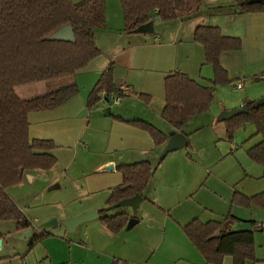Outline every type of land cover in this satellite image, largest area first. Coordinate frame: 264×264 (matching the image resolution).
I'll list each match as a JSON object with an SVG mask.
<instances>
[{
	"label": "crops",
	"instance_id": "1",
	"mask_svg": "<svg viewBox=\"0 0 264 264\" xmlns=\"http://www.w3.org/2000/svg\"><path fill=\"white\" fill-rule=\"evenodd\" d=\"M202 3L200 11L189 19L164 21L155 18L152 34H126L121 0H106L107 24L95 31L96 44L102 53L78 71L79 93L85 90L89 94L102 73L113 64V81L117 89L128 85L133 90L126 94L129 98L125 109L129 110V105L138 101L136 105L142 111L114 115L112 121L116 124H113L114 131L110 135L120 140L125 149H117L114 156L105 157L99 166L113 165V171H117L119 165L140 160L157 165L169 139L179 132L186 135L191 148L186 146L184 150L180 149L182 152H171L158 166L149 187L142 194L143 201L138 207H143L142 214L124 208L131 217L138 219L133 228L111 232L101 222L100 210L94 208L98 211V218L83 223L85 226L80 224L76 229L79 232L77 239L66 238L73 242L72 245L54 246V243L48 244L49 238L42 240L45 243L43 264H208L183 230L193 219L223 221L232 214L239 220L251 221L255 244V232L264 231V208L257 205L246 208L232 203L236 191L247 196L264 192V166L253 161L248 154L262 136L257 134L255 126L245 139L249 145L238 150L241 145L228 139L226 124L219 120L223 111L239 108L247 104V100L264 97V11L235 13V0H202ZM156 21L160 25L159 32ZM199 25L219 27L224 36L239 38L241 48L221 55V63L231 81L217 85L210 107L213 117L199 122L196 115L180 131L162 116L166 104L165 78L179 70L203 85H211L209 80L214 78V68L205 65L204 46L194 40ZM239 83L242 87L236 88ZM229 85L232 90H228ZM140 94L151 96L146 106L138 104ZM85 104L83 102L81 107L87 109ZM81 115L87 114L83 111ZM115 117L150 122L166 134L167 140L156 145L148 131ZM127 148L129 152L123 151ZM225 159L226 162L219 167L217 163ZM32 172L27 174L32 176ZM119 180L121 184L123 175ZM91 208H83L77 215ZM50 233L55 238H65L64 234ZM2 239L1 251L4 252Z\"/></svg>",
	"mask_w": 264,
	"mask_h": 264
},
{
	"label": "trees",
	"instance_id": "2",
	"mask_svg": "<svg viewBox=\"0 0 264 264\" xmlns=\"http://www.w3.org/2000/svg\"><path fill=\"white\" fill-rule=\"evenodd\" d=\"M249 1L235 0V13L264 11V3ZM121 4L126 34L138 33L140 26L154 22L155 18L164 21L189 19L203 5L202 0H121ZM67 24L73 25L74 42L50 38ZM106 24V0H0V221L13 220L18 230L34 228V225L7 189L20 183L27 173L50 169L57 162L51 152L56 148L52 139H31L29 113L55 109L79 93L76 75L101 55L95 31ZM194 40L204 46L205 65L213 66L214 78L209 80L211 85H203L179 70L166 76V104L162 116L180 131L194 116L210 109L217 85L231 81L221 63V55L241 48L239 38L224 36L217 26L199 25ZM62 78L71 80L31 99H22L16 91L18 86ZM115 91L113 64H110L91 90L87 108H93L103 93ZM139 96L151 101L150 95ZM256 101L247 100V113L223 122L229 140L234 138L240 126L246 123L256 125L262 140L251 147L248 154L253 161L264 166V104L255 107ZM115 118L148 131L156 145L167 140L166 134L150 122ZM187 147L191 148L190 141ZM163 160L161 158L157 165L148 160L119 165L117 170L123 175V182L112 189L108 204L112 206L137 193L143 194ZM232 203L246 208L253 205L264 208V192L247 196L236 191ZM107 212L106 208L99 211L100 220L113 233L123 230L131 218L126 211ZM238 221L232 214L223 221L203 222L195 218L183 230L208 264H221L227 255L232 256L233 264H245L256 258L254 234L233 231L232 227ZM49 235L48 231L35 233L30 247Z\"/></svg>",
	"mask_w": 264,
	"mask_h": 264
},
{
	"label": "rangeland",
	"instance_id": "3",
	"mask_svg": "<svg viewBox=\"0 0 264 264\" xmlns=\"http://www.w3.org/2000/svg\"><path fill=\"white\" fill-rule=\"evenodd\" d=\"M156 26L157 32H159L158 21H156ZM70 80V78H62L54 82L41 81L18 86L16 91L22 99H31L57 89L69 83ZM229 89H233L231 85L228 86ZM235 91L241 92L236 89ZM89 94L82 90L76 97L74 96L59 108L48 112L36 111L29 114L31 139H52L56 148L51 152L56 156L57 162L50 169L34 170L32 176L26 174L20 183L7 189L10 197L14 199L33 225L35 220L34 228L37 235L45 231L41 227L43 222L53 217L60 221L58 227L47 229L54 234H64V239L55 238L53 235L46 237L50 240L48 244L54 243V246L72 245L73 242L67 241L66 238L75 240L79 237L78 231L70 233L67 227L61 223L66 219L65 217H72L75 214L77 216L79 211L89 206L92 207L91 209L98 208L99 210L110 207L108 199L112 189L121 182L119 178L122 179V174L118 170H105L107 166L100 167L99 165L105 157H112L116 154L117 149L124 148L120 140L112 138L110 135V132L114 131L113 124H116L112 120L116 113L138 112L141 109L139 105H136L138 101H133L129 105V110H126L124 106L129 97L124 95L118 103L114 101L106 103L100 100L93 108H87V115H81L86 109V107H81V104L83 102L86 103L85 105L88 104ZM139 100L138 104H142L141 106H146V103H149L140 96ZM106 108L112 109V112L106 113ZM95 110H98L99 113H96ZM211 115L213 117V113L209 109L205 113L198 114L196 120L206 122ZM255 126L254 123H246L236 130L233 142L241 145L238 150L240 148L244 150L249 145L245 139L252 133ZM123 151L129 152L130 149L127 148ZM163 152L160 158H162ZM226 160L219 164L220 160L217 165L221 167ZM124 208L126 207L113 209L107 213L115 214L124 211ZM142 212L143 207L138 208L136 214L140 215ZM18 231L22 230L17 229L15 221L0 222V233L4 238L5 245L4 252L0 250V264H43V244L45 243L42 240H37L34 246L30 247L33 238H24L22 236L25 232L17 234ZM255 239L257 244H255V250L257 248L258 251L255 253L256 258L249 259L246 263L264 264V231H256ZM222 264H232V256H225Z\"/></svg>",
	"mask_w": 264,
	"mask_h": 264
},
{
	"label": "water",
	"instance_id": "4",
	"mask_svg": "<svg viewBox=\"0 0 264 264\" xmlns=\"http://www.w3.org/2000/svg\"><path fill=\"white\" fill-rule=\"evenodd\" d=\"M249 2L250 3H264V0H250ZM153 31H154V23L153 22H150L148 24L140 26L137 30L138 33H153ZM50 38L56 39V40H67V41L74 42L76 40V35H75L73 25L67 24V25L59 28L56 32H54L51 35ZM262 104H264V97L258 99L255 102L254 106L258 107ZM248 111H249V105L243 104L239 108L223 111L219 116V120L225 121V120L231 119L237 115L247 113ZM87 112H88V109H85L84 114H87ZM106 112L109 113L110 108L106 109ZM187 144H188V139L184 133L179 132V133L173 134L171 136V138L169 139V142H168V144H167V146L163 152L162 158H165L169 153H171L173 151H177V150L185 148L187 146ZM105 170H114V166L108 165L107 167H105ZM142 201H143V195L140 193H137L132 197L125 198V199L119 201L118 203L110 206L107 210L110 211V210L121 208V207H129L133 210L134 213H136L138 211V207ZM96 218H98V211L95 209H91V210L84 212L80 215H77L73 218L65 219V220L61 221V223H63L67 227L68 232L72 233V232L76 231L77 227L80 224L94 220ZM137 223H138V219L135 217H131L127 226H126V229L129 230V229L133 228ZM59 224H60V221L57 218L53 217V218H50L47 221L43 222L41 227L44 230H47L49 228H56L59 226ZM232 230L238 231V232H251V231H253V224L251 221L240 220L233 225ZM33 235H34V229L30 228L29 230H27L24 233V235L22 237H24V238L33 237ZM2 245H3V239L0 238V250L2 248Z\"/></svg>",
	"mask_w": 264,
	"mask_h": 264
},
{
	"label": "built area",
	"instance_id": "5",
	"mask_svg": "<svg viewBox=\"0 0 264 264\" xmlns=\"http://www.w3.org/2000/svg\"><path fill=\"white\" fill-rule=\"evenodd\" d=\"M241 87H242V84L241 83L237 84V86H236V88H241ZM132 91H133L132 90V87H130L128 85H121L117 89V93H115V92L103 93L101 95V99L100 100H102V101H104L106 103H110V101H114L115 103H118V102H120L121 97L123 95L130 94V93H132Z\"/></svg>",
	"mask_w": 264,
	"mask_h": 264
}]
</instances>
